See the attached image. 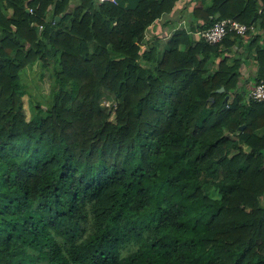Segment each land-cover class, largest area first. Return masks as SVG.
Returning <instances> with one entry per match:
<instances>
[{"label":"trees","instance_id":"trees-1","mask_svg":"<svg viewBox=\"0 0 264 264\" xmlns=\"http://www.w3.org/2000/svg\"><path fill=\"white\" fill-rule=\"evenodd\" d=\"M72 1L0 0V264H264V0Z\"/></svg>","mask_w":264,"mask_h":264},{"label":"rangeland","instance_id":"rangeland-1","mask_svg":"<svg viewBox=\"0 0 264 264\" xmlns=\"http://www.w3.org/2000/svg\"><path fill=\"white\" fill-rule=\"evenodd\" d=\"M188 0H183L184 4L180 5L179 7H177L178 9V17H175L174 23H171L170 26H168V29H164L163 27L165 26V24L163 23V18L161 21H159L157 24L154 25V27H151V30L149 29L148 31V36L147 39H149V41H151V38L154 37L155 35H159V37H162V41L164 43V41L167 40V38L170 36L171 32L174 30H178L181 28H187L190 26L189 24V9L187 8V6H185V4H187ZM204 1L206 0H195V3L200 5L202 4ZM209 1V0H208ZM189 4V3H188ZM159 30V32L157 34H154L153 32H156ZM163 30H167L165 33H167L166 35L163 33ZM172 30V31H171ZM171 31V32H170ZM165 35V36H164ZM195 39H197L194 36ZM142 49H145L142 48ZM145 66H149L148 63H145ZM23 76V82L27 85V92L28 95H24L22 97V101H23V107H24V112L26 114V118L29 119L30 117V112H29V106H28V96H31L32 99L34 100H38L40 102L41 105H43L44 107H46V103H47V99H48V94H49V90H50V84H51V74L50 71H43L39 68V65H35L32 68H26ZM42 74V75H41ZM253 83L251 82V84L247 83L246 85V89L249 88L250 85H252ZM107 102H104V105H106ZM111 122H114V114L113 112L110 115V119ZM210 196L212 198H216L217 195V191L216 189H211L210 190ZM262 203L264 205V198L262 199Z\"/></svg>","mask_w":264,"mask_h":264},{"label":"built area","instance_id":"built-area-1","mask_svg":"<svg viewBox=\"0 0 264 264\" xmlns=\"http://www.w3.org/2000/svg\"><path fill=\"white\" fill-rule=\"evenodd\" d=\"M102 2L115 3V0H100ZM116 26V21H112V27ZM253 28H250L252 30ZM249 28L230 18L222 19L213 24L209 29L196 33L199 38H203L207 43H218L224 36L230 33H235L244 37ZM247 99L264 102V79H259L258 82L252 84L247 89ZM109 106V103H106Z\"/></svg>","mask_w":264,"mask_h":264},{"label":"crops","instance_id":"crops-1","mask_svg":"<svg viewBox=\"0 0 264 264\" xmlns=\"http://www.w3.org/2000/svg\"><path fill=\"white\" fill-rule=\"evenodd\" d=\"M75 0H73L72 2H74ZM188 3L187 4H185V6H187V8L188 9H190V7L192 6V4H195L196 6H200V5H198V4H196L195 3V0L192 2V3H190V0H188L187 1ZM205 3H208L209 1L208 0H206V1H204ZM182 4H184V2H183V0H179V2L176 4V6H175V8L173 9V11H172V13L171 14H169V15H167V16H164V17H162L163 18V20H162V18L159 20V21H163V23L165 24V22H167V21H169V20H172V22H170L169 24H165V26L163 27L164 29L166 28V29H168V26L171 24V23H174V18L175 17H178V9H177V7H179L180 5H182ZM12 13H13V11H12V9L11 8H7L6 10H0V17H3V18H10L11 17V15H12ZM189 16V15H188ZM159 21H157V23L159 22ZM156 23V24H157ZM155 25V24H154ZM154 25H151L149 28H148V31H149V29L151 30V27H154ZM156 26V25H155ZM167 30H163V33L166 35L167 33H165ZM159 32V30L157 31V29H156V32H153L154 34H157ZM255 34V33H254ZM164 35V36H165ZM156 36H159V35H156ZM196 38H197V36L196 35H194ZM255 70H256V66L253 64V62L251 61V60H246L245 61V63L243 64V73H244V75L245 76H243V77H246V78H249V77H251V76H254V73H255ZM242 77V78H243Z\"/></svg>","mask_w":264,"mask_h":264},{"label":"water","instance_id":"water-1","mask_svg":"<svg viewBox=\"0 0 264 264\" xmlns=\"http://www.w3.org/2000/svg\"><path fill=\"white\" fill-rule=\"evenodd\" d=\"M222 91H223L222 89L218 90V92H222Z\"/></svg>","mask_w":264,"mask_h":264}]
</instances>
